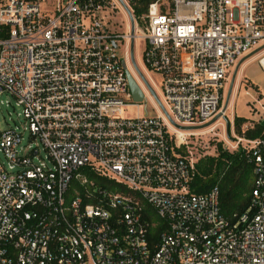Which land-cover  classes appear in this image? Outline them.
<instances>
[{"label":"built area","instance_id":"built-area-1","mask_svg":"<svg viewBox=\"0 0 264 264\" xmlns=\"http://www.w3.org/2000/svg\"><path fill=\"white\" fill-rule=\"evenodd\" d=\"M138 43L163 98L147 82L158 109L130 118L153 98L128 87ZM263 45L264 0H0V98L23 118L0 133V264H264V127L239 140L253 179L232 218L217 187L191 192L194 136L175 127L218 115Z\"/></svg>","mask_w":264,"mask_h":264},{"label":"rangeland","instance_id":"rangeland-1","mask_svg":"<svg viewBox=\"0 0 264 264\" xmlns=\"http://www.w3.org/2000/svg\"><path fill=\"white\" fill-rule=\"evenodd\" d=\"M113 22H116L118 24L116 28L120 33L125 32V24L127 23V21L124 15L117 14L114 17ZM142 51L143 45L141 43L135 45L134 59L136 65L145 80L154 88L157 98L162 101L163 94L159 84L160 76L149 70L144 65L142 61ZM263 52L264 50L259 54L247 58L239 67L225 116H223L221 119L215 122V124H213V126L215 125V129L208 134H203L198 138L193 137L191 139V144H189L188 150L192 152V154L198 161L204 157H216L218 154V146L228 151L229 153L242 151L240 148L241 146L245 145V142L239 140H243L244 138H246L244 134V126L247 125L249 130H251L256 124H258L259 120L262 118L264 114V100L257 96L256 91L249 80L254 79V75L252 76L251 73L252 71L257 72V70H259L258 73H264V71L258 67V63L256 61L251 62L247 71V77L249 78L248 80L243 73L242 66L247 60L256 57L258 58ZM235 67L236 65L230 70L227 76V86L221 103V110L225 104L227 92L235 71ZM135 80L139 87L143 89L144 84L142 80ZM0 100L3 102L2 105H0L1 133L8 129H13L15 126H18L19 122H23V118L17 117V114L20 113V109L16 107L15 101L12 97L4 94L2 95ZM6 101L9 102L8 106H6L4 103ZM157 109L158 106L154 98L146 95L145 100L141 103V106L139 108H127L124 111L123 115L130 118L151 116L155 115ZM235 118H243L245 120V122L240 126V133H238L237 131Z\"/></svg>","mask_w":264,"mask_h":264},{"label":"trees","instance_id":"trees-1","mask_svg":"<svg viewBox=\"0 0 264 264\" xmlns=\"http://www.w3.org/2000/svg\"><path fill=\"white\" fill-rule=\"evenodd\" d=\"M244 122L243 118H235L238 133ZM261 136H263V127L260 124L245 132L246 139ZM217 153L216 157H204L197 162L190 190L194 194L201 195L217 187L220 211L226 218H232L234 214L244 212L249 205L253 179L252 166L246 153L242 151L229 153L218 146ZM81 173L101 187L116 189L112 182L90 171L81 169Z\"/></svg>","mask_w":264,"mask_h":264},{"label":"water","instance_id":"water-1","mask_svg":"<svg viewBox=\"0 0 264 264\" xmlns=\"http://www.w3.org/2000/svg\"><path fill=\"white\" fill-rule=\"evenodd\" d=\"M264 50V45L255 50L254 52H252L251 54H249L248 56L244 57L243 59H241L238 64L236 65L235 67V71H234V74L232 76V79H231V82H230V86H229V89H228V92H227V96H226V100H225V104L221 110V112L216 115L212 120H210L209 122L203 124V125H200V126H192V127H181V126H176L175 127L181 131H186V132H195V131H201L203 129H206L210 126H212L215 122H217L219 119H221L223 116H224V112L226 111L227 107H228V104H229V100H230V97H231V93H232V89H233V85H234V82H235V78H236V75H237V71L239 69V67L241 66V64L249 57L251 56H254L256 54H259L260 52H262ZM132 62H133V59H132ZM133 65L135 67V64L133 62ZM140 79L142 80L144 86L150 91L151 95L153 96V98L157 101V98L155 96V93L151 90V88L149 87L147 81L145 80V78L142 76V74L137 70V67H135ZM127 82H128V87H129V90H130V93H131V96H132V99L134 102L136 103H141L143 101V92L141 91V88L139 87V85L137 84L136 80L133 78V76L127 72ZM261 126L264 127V121L261 123Z\"/></svg>","mask_w":264,"mask_h":264},{"label":"crops","instance_id":"crops-1","mask_svg":"<svg viewBox=\"0 0 264 264\" xmlns=\"http://www.w3.org/2000/svg\"><path fill=\"white\" fill-rule=\"evenodd\" d=\"M256 59V60H255ZM257 62L258 63V67L264 71V65H263V61H264V52L261 54V56H259L258 58H251L249 60H247L243 66V73L245 74V76L247 77V71H248V67L250 65L251 62ZM258 69V68H257ZM259 70L256 71H252V76L254 75V79L249 80V78L247 77V79L250 81L251 85L253 86V88L256 91L257 96H259L260 98H262L264 100V73L259 72Z\"/></svg>","mask_w":264,"mask_h":264},{"label":"bare ground","instance_id":"bare-ground-1","mask_svg":"<svg viewBox=\"0 0 264 264\" xmlns=\"http://www.w3.org/2000/svg\"><path fill=\"white\" fill-rule=\"evenodd\" d=\"M262 63L264 64V61H263ZM227 108H228V107H227ZM226 110H227V109H226ZM225 113H226V111L223 113L224 116H225ZM214 124H215V123H214ZM214 126H215V125H214ZM214 126L212 125V126L206 128V129H203V130H201V131H195V132H193L192 134H191V133H188V134H189V135H193L194 137H197V138H198L200 135L208 134V133L212 132V131L215 129ZM180 133H183V134H184V132H180ZM189 135H187V136H189Z\"/></svg>","mask_w":264,"mask_h":264}]
</instances>
